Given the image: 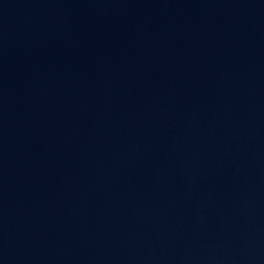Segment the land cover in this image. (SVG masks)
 <instances>
[{"label": "water", "instance_id": "obj_1", "mask_svg": "<svg viewBox=\"0 0 264 264\" xmlns=\"http://www.w3.org/2000/svg\"><path fill=\"white\" fill-rule=\"evenodd\" d=\"M0 264H264V0H0Z\"/></svg>", "mask_w": 264, "mask_h": 264}]
</instances>
